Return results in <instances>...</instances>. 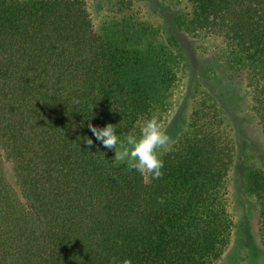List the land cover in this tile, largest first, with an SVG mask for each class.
Instances as JSON below:
<instances>
[{
  "label": "trees",
  "instance_id": "trees-1",
  "mask_svg": "<svg viewBox=\"0 0 264 264\" xmlns=\"http://www.w3.org/2000/svg\"><path fill=\"white\" fill-rule=\"evenodd\" d=\"M186 1L180 27L227 35L250 74L264 136V0ZM84 3L0 0V264H217L231 242V139L214 107L196 104L161 178L115 164L88 124L112 123L121 136L152 115L163 125L177 84L172 41L136 21L129 0L102 25ZM247 176L264 242V169Z\"/></svg>",
  "mask_w": 264,
  "mask_h": 264
},
{
  "label": "rangeland",
  "instance_id": "rangeland-1",
  "mask_svg": "<svg viewBox=\"0 0 264 264\" xmlns=\"http://www.w3.org/2000/svg\"><path fill=\"white\" fill-rule=\"evenodd\" d=\"M83 1L93 22L99 25L121 19L128 13L120 0ZM129 2L132 3L130 14L134 13L136 21L156 29L162 43L172 41L169 56L173 58L177 84L172 92L168 118L163 124L171 137L170 150L188 132L196 104L214 107L231 139L232 159L224 189L231 221V242L217 264H264L258 199L249 189L247 180L248 169H264V136L252 108L250 74L231 55L227 35L202 31L191 34L180 27V22L184 23L191 15L189 1ZM153 38L154 35L148 36L147 41L153 44ZM4 174L11 187L19 192L12 161L5 160ZM149 176L144 175L146 180Z\"/></svg>",
  "mask_w": 264,
  "mask_h": 264
},
{
  "label": "clouds",
  "instance_id": "clouds-1",
  "mask_svg": "<svg viewBox=\"0 0 264 264\" xmlns=\"http://www.w3.org/2000/svg\"><path fill=\"white\" fill-rule=\"evenodd\" d=\"M88 127L105 151H114L115 164H124L129 171H135L141 176L148 174L154 180L164 175L162 157L171 149V137L156 115L145 118L138 132H129L123 136L117 133L112 123L102 127L89 123ZM83 140L89 147L93 146L92 137L84 136ZM100 152L105 154L104 151ZM160 202H163L162 199Z\"/></svg>",
  "mask_w": 264,
  "mask_h": 264
}]
</instances>
